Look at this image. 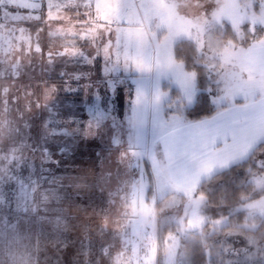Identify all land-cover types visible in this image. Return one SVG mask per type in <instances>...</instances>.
I'll use <instances>...</instances> for the list:
<instances>
[{
	"label": "rangeland",
	"instance_id": "374dc122",
	"mask_svg": "<svg viewBox=\"0 0 264 264\" xmlns=\"http://www.w3.org/2000/svg\"><path fill=\"white\" fill-rule=\"evenodd\" d=\"M101 2L119 16L93 33L96 0H41L26 22L0 0V264L262 262L264 199L204 214L179 129L264 104V36L245 38L264 0ZM254 166L264 186V150Z\"/></svg>",
	"mask_w": 264,
	"mask_h": 264
},
{
	"label": "crops",
	"instance_id": "0c3cea01",
	"mask_svg": "<svg viewBox=\"0 0 264 264\" xmlns=\"http://www.w3.org/2000/svg\"><path fill=\"white\" fill-rule=\"evenodd\" d=\"M179 130L188 147L191 145L184 153V166L192 163L200 167L195 176L203 182L244 162L264 143V104L235 107L202 123L183 125ZM182 143L179 138L176 144L180 148Z\"/></svg>",
	"mask_w": 264,
	"mask_h": 264
},
{
	"label": "trees",
	"instance_id": "16d2710c",
	"mask_svg": "<svg viewBox=\"0 0 264 264\" xmlns=\"http://www.w3.org/2000/svg\"><path fill=\"white\" fill-rule=\"evenodd\" d=\"M246 30L247 28L245 29V38L247 39H250L252 36L255 38H262V36H264L263 30H258V32L255 34L253 33V35L252 32L250 33L251 35H249ZM231 36L234 37V35ZM237 104L240 105L241 103L239 102ZM225 109H227L226 106L215 110L214 113L208 114L201 111L197 117L192 116L191 119H189V122L194 124L203 122L210 119L215 112H222L225 111ZM263 150L264 144L255 149L250 157L244 162L215 175L200 185V188L195 192V196L205 200L204 214L208 215L215 221L227 218L231 220V218L238 215V213H240V215H246V212L242 211L249 203L251 204L252 202L264 199V186L259 187L255 182L254 184H246V179L248 177L247 174L255 169L254 162ZM236 211H238V213H236ZM203 232H205V230H203ZM208 258L209 254L205 256L206 260ZM198 261V264L204 263V261ZM220 262L226 264L223 263V261ZM258 264H264V256L263 261Z\"/></svg>",
	"mask_w": 264,
	"mask_h": 264
},
{
	"label": "snow or ice",
	"instance_id": "6c2138e0",
	"mask_svg": "<svg viewBox=\"0 0 264 264\" xmlns=\"http://www.w3.org/2000/svg\"><path fill=\"white\" fill-rule=\"evenodd\" d=\"M13 6L20 10L17 16L19 20H23L24 22H26L32 21L33 19H41L38 12V10L42 6L41 0H13ZM21 10L24 11L22 12ZM61 11L62 10L58 6L48 4L46 16L44 17V19H63L64 17L60 15ZM93 11L95 13V19L99 21L98 25H93V27L89 30L93 33L103 31L105 28L109 27L110 24L116 23V20L119 16V6L117 4L102 3L101 0H96V4L94 5ZM88 20L89 14L86 13L85 22H87ZM116 31H119V29H116ZM80 35L84 39H89L88 32H82ZM107 35L109 37L108 43L111 44L112 32L109 31ZM118 40L119 37H117V41ZM36 51L39 52L43 50L37 47ZM105 52H108V48H105ZM69 53H71L72 55H76L77 51L76 49H64L65 55H68ZM49 55L51 54L49 53ZM56 163L58 164L59 161H56Z\"/></svg>",
	"mask_w": 264,
	"mask_h": 264
}]
</instances>
